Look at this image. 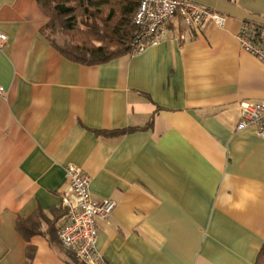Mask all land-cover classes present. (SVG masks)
<instances>
[{
	"label": "crops",
	"instance_id": "1",
	"mask_svg": "<svg viewBox=\"0 0 264 264\" xmlns=\"http://www.w3.org/2000/svg\"><path fill=\"white\" fill-rule=\"evenodd\" d=\"M192 1L225 26L176 17L160 44L86 64L51 44L38 0H0V264H77L58 237L71 163L117 202L97 220L104 264H256L264 139L237 123L264 63L238 32L264 27V0Z\"/></svg>",
	"mask_w": 264,
	"mask_h": 264
},
{
	"label": "built area",
	"instance_id": "2",
	"mask_svg": "<svg viewBox=\"0 0 264 264\" xmlns=\"http://www.w3.org/2000/svg\"><path fill=\"white\" fill-rule=\"evenodd\" d=\"M176 17L187 27L197 31L210 22L224 27L227 21L226 15L192 0H141L133 18L138 29L132 42V52H141L164 41L167 25ZM6 38L5 34H0V46ZM238 39L246 51L264 63L263 26L244 21L238 32ZM4 93L5 88L0 85V96ZM244 129H251L264 139V99L240 103L237 130ZM66 178L68 186L61 197L67 213L58 230L59 240L85 264H104L98 247L97 220L109 218L117 202L112 198L94 199L90 192V175L75 164L66 166Z\"/></svg>",
	"mask_w": 264,
	"mask_h": 264
},
{
	"label": "trees",
	"instance_id": "3",
	"mask_svg": "<svg viewBox=\"0 0 264 264\" xmlns=\"http://www.w3.org/2000/svg\"><path fill=\"white\" fill-rule=\"evenodd\" d=\"M140 1L38 0L40 7L48 17L43 31L51 44L66 57L86 64L108 62L132 52V42L138 29L133 18ZM81 26L85 29H81ZM59 34L64 37L62 41L57 40ZM114 46L119 49H114ZM151 124L150 121L147 126ZM134 130L137 128L105 131V134L114 135ZM64 211L62 217L67 213L65 207ZM38 216L42 217L36 214V219ZM37 221L34 220V223L39 225V218ZM19 228L23 233H28L22 223L19 224ZM35 231L37 230L33 227L31 232ZM68 254L77 264H85L72 250L68 249ZM262 255H264V246L258 255L256 264H260Z\"/></svg>",
	"mask_w": 264,
	"mask_h": 264
},
{
	"label": "rangeland",
	"instance_id": "4",
	"mask_svg": "<svg viewBox=\"0 0 264 264\" xmlns=\"http://www.w3.org/2000/svg\"><path fill=\"white\" fill-rule=\"evenodd\" d=\"M107 9H106V13H107ZM81 29H85V28H83V26H81ZM109 31H111V29H109ZM64 39V37L62 36V34H59V35H57V40L58 41H62ZM132 40V39H131ZM130 40V41H131ZM114 49H119V47H117V46H114ZM73 260V259H72ZM73 262H75L74 260H73ZM76 263V262H75ZM260 264H264V255H262V258H261V262H260Z\"/></svg>",
	"mask_w": 264,
	"mask_h": 264
}]
</instances>
